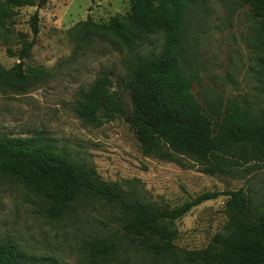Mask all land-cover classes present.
Segmentation results:
<instances>
[{
  "label": "rangeland",
  "instance_id": "1",
  "mask_svg": "<svg viewBox=\"0 0 264 264\" xmlns=\"http://www.w3.org/2000/svg\"><path fill=\"white\" fill-rule=\"evenodd\" d=\"M14 10L0 36V65L5 69L19 61L22 43L31 40L29 19L36 7ZM129 11V0H49L38 9L39 32L24 64L42 66L50 74L23 92L0 85V135H42L59 152L92 168L101 181L116 183L144 202L174 207L205 191L242 188L255 209H264V164L204 173L186 156L175 161L142 154L126 121L130 114L122 65L126 51L98 37L75 47L67 34L87 18L107 23L113 15ZM255 27L248 7L236 0H193L184 48L196 77L193 93L203 105L220 108L235 99L251 110L264 111L253 49ZM161 43L157 37L149 38L141 49L158 50ZM101 72L114 82L121 113L112 111L109 118L91 124L78 119L74 109ZM225 202V196L205 201L174 221L177 254L173 257H156L132 247L123 251L122 241L117 254L92 261L85 255L89 240L119 235L121 221L110 204L85 196L52 220L39 192L19 178L0 175V241L11 238L27 253L53 257L61 264H183L178 254L201 249L224 231Z\"/></svg>",
  "mask_w": 264,
  "mask_h": 264
},
{
  "label": "trees",
  "instance_id": "2",
  "mask_svg": "<svg viewBox=\"0 0 264 264\" xmlns=\"http://www.w3.org/2000/svg\"><path fill=\"white\" fill-rule=\"evenodd\" d=\"M49 0H0V36L15 8L35 6L29 19L32 38L23 42L19 61L10 69L0 65V85L23 92L50 72L29 66V57L39 32L38 9ZM247 6L253 21V49L257 56V84L264 96V0H236ZM130 11L117 13L107 23L90 18L67 30L75 47H84L93 37L104 38L126 51L122 61L124 89L130 103L127 123L133 129L143 155L180 160L186 156L204 173L229 171L264 164V111L251 110L229 100L223 107L203 105L193 93L195 75L184 48L186 22L193 0H129ZM159 38L160 49L142 50L149 38ZM112 111L121 113L114 82L101 72L75 105L81 121L97 124ZM0 175L19 178L46 201V215L55 220L85 196L110 204L121 221L119 235L89 240L85 255L104 261L119 252L134 250L168 258L175 256L177 231L174 221L193 207L226 197L228 222L201 249L180 254L183 264H264V209L257 210L251 197L238 190L205 191L174 207L139 200L116 183L101 181L92 168L59 152L46 137L0 135ZM0 264H61L49 256L27 253L11 238L0 241Z\"/></svg>",
  "mask_w": 264,
  "mask_h": 264
}]
</instances>
